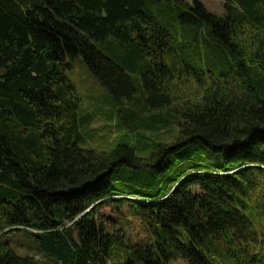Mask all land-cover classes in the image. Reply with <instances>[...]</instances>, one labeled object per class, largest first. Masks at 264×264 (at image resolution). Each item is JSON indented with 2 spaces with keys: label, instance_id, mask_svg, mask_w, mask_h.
<instances>
[{
  "label": "trees",
  "instance_id": "1",
  "mask_svg": "<svg viewBox=\"0 0 264 264\" xmlns=\"http://www.w3.org/2000/svg\"><path fill=\"white\" fill-rule=\"evenodd\" d=\"M79 56L117 106L108 152ZM11 232L59 264H264V0H0V264H39Z\"/></svg>",
  "mask_w": 264,
  "mask_h": 264
},
{
  "label": "rangeland",
  "instance_id": "2",
  "mask_svg": "<svg viewBox=\"0 0 264 264\" xmlns=\"http://www.w3.org/2000/svg\"><path fill=\"white\" fill-rule=\"evenodd\" d=\"M191 2L192 0H187ZM206 7L214 14L222 16L225 13V4L227 0H201ZM69 77L75 84L80 98V109L83 114H91L92 123L84 131L87 136L86 148L95 151H110L113 148L114 141L123 133L120 128V120L110 92L99 82L97 77L89 70L82 57H77L72 61V67L69 71ZM187 80V84L184 81ZM196 80L190 78H181L176 85L178 95L197 92ZM147 138L144 144L147 146L138 151V154L149 155L157 142L174 143L179 136L177 126L164 129L160 133L146 134ZM104 213L113 215L109 209H104ZM128 234L136 236L140 233L137 222L131 223L126 227ZM3 242L9 244L10 249L21 257H33L39 264H59L57 260L46 256L40 250L36 239L25 232H11L3 239ZM173 264H188L179 260Z\"/></svg>",
  "mask_w": 264,
  "mask_h": 264
}]
</instances>
